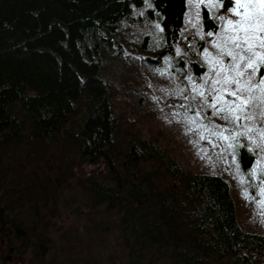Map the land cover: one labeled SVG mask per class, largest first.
<instances>
[{"label": "trees", "instance_id": "16d2710c", "mask_svg": "<svg viewBox=\"0 0 264 264\" xmlns=\"http://www.w3.org/2000/svg\"><path fill=\"white\" fill-rule=\"evenodd\" d=\"M187 7L0 0V264H264V233L239 218L228 142L203 140L212 171L181 164L163 133L135 118L141 92L133 101L127 84L106 78L125 47L142 56L127 54L139 84L142 67L171 60L169 110L219 125L192 98L188 76L201 82L203 55L177 53ZM211 17L205 10L208 31ZM235 158L242 177L256 163L245 148Z\"/></svg>", "mask_w": 264, "mask_h": 264}, {"label": "snow or ice", "instance_id": "6c2138e0", "mask_svg": "<svg viewBox=\"0 0 264 264\" xmlns=\"http://www.w3.org/2000/svg\"><path fill=\"white\" fill-rule=\"evenodd\" d=\"M226 4L231 16L211 17L220 22L218 30L206 34L213 37L211 47L215 49V53L208 48L203 49L208 70L200 77V83L194 82L191 76L188 80L192 82V98L198 96L204 108L212 109L214 116L231 127L211 123L197 124V127L208 133L207 136L202 134L201 140L208 139L212 143L211 137L214 136L228 142L223 151L232 149L234 158L237 148L252 152L256 157L255 166L240 182L258 178L264 185V75L261 74L264 69V0H202V6L208 10L221 9ZM195 6L201 7V3ZM197 34L204 39L199 29ZM179 51L177 49L178 54ZM176 94L183 95V90ZM196 116L199 117L200 113L196 112ZM189 120L192 124L197 123L192 117ZM241 137L246 143L240 142ZM216 146L212 143V147ZM259 194L264 197V187L259 189ZM245 196L251 199L247 193ZM258 204L264 206V200Z\"/></svg>", "mask_w": 264, "mask_h": 264}, {"label": "rangeland", "instance_id": "374dc122", "mask_svg": "<svg viewBox=\"0 0 264 264\" xmlns=\"http://www.w3.org/2000/svg\"><path fill=\"white\" fill-rule=\"evenodd\" d=\"M207 2V0H203ZM197 3H201V7H196ZM187 13L185 16V24L182 30V40L181 45L179 46L180 51L182 49H188V51H195L196 53H201L203 55V49L208 48L209 51L215 53V49L211 47V41L213 37L207 36L208 30L205 28L203 22V14L206 10L210 16H231L228 10L224 8L221 9H212L208 10L202 6V0H187ZM227 5V4H226ZM225 5V6H226ZM228 8V6H227ZM226 8V9H227ZM191 18V23L189 19ZM234 18V17H232ZM219 21L217 20V28L213 31L214 33L218 30ZM195 25V26H194ZM204 34V39H201L200 35L197 34V31ZM143 29H136L134 35L142 33ZM135 39L131 41L134 43ZM117 46V45H115ZM133 53L134 57L140 58L138 53L133 52L130 48L125 47L124 55L119 58L111 57L108 61V71L106 72V78L112 80L117 86L125 83L128 85L130 90L129 94L123 95L130 97L136 100V93L141 92L142 103L138 104L137 113L135 115L136 119H141L142 124L145 127H153L156 130H160L163 133L161 137V144L164 146H170L171 151L175 158L181 163L188 166H191L195 171H212L214 166H216L215 160L212 156L207 154V147H202L203 140L200 139L201 135L207 136L208 133L201 129L199 130L196 124H192L189 119H179L174 115L176 113L174 110L172 112L169 110V106H172V97L170 91H168L167 82L170 81L168 78L171 75L170 61H163L161 65L153 67L152 70H148L145 67L140 69V77L143 79L138 83L132 77L129 76L131 70H135L136 66L132 64V59L127 54ZM204 58V57H203ZM131 61V63H130ZM163 73V75L161 74ZM124 74H127L124 75ZM261 74L264 75V69L261 70ZM122 87V86H120ZM166 92V95L162 93ZM200 99V98H199ZM138 100V99H137ZM211 114H209V119L217 122L219 125L224 127H231L220 119L218 116L213 115V110L210 109ZM145 112H158V118H152L150 115H144ZM201 120L205 118V114L199 111ZM245 123V122H242ZM251 124V122H247ZM209 124V123H208ZM195 125V128L193 127ZM193 129H191V127ZM191 129V131L189 130ZM242 130V129H237ZM228 133H225L227 135ZM217 140L216 137H211ZM206 146V145H204ZM205 151H201V150ZM200 157L198 160L197 155ZM227 159L229 163H225L228 169H233V175L236 178L237 185L235 186V195L238 200L239 208V218L243 226L251 231L263 232L264 233V206L258 204L259 201L264 200V197H261L259 194V189L264 187L261 184L260 179H247L244 183H241L243 178L241 174L237 171V160L233 157L232 151L229 150ZM264 167V165H262ZM224 173L230 177L229 171L224 169ZM255 184V187H253ZM250 186V187H249ZM245 193L248 197L246 198ZM65 215L68 216L67 211Z\"/></svg>", "mask_w": 264, "mask_h": 264}, {"label": "bare ground", "instance_id": "6f19581e", "mask_svg": "<svg viewBox=\"0 0 264 264\" xmlns=\"http://www.w3.org/2000/svg\"><path fill=\"white\" fill-rule=\"evenodd\" d=\"M185 21V20H184ZM185 24V23H184Z\"/></svg>", "mask_w": 264, "mask_h": 264}]
</instances>
